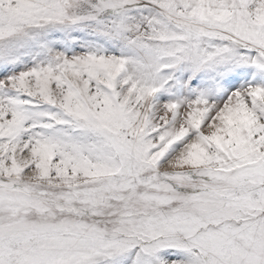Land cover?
<instances>
[{"label":"snow or ice","instance_id":"1","mask_svg":"<svg viewBox=\"0 0 264 264\" xmlns=\"http://www.w3.org/2000/svg\"><path fill=\"white\" fill-rule=\"evenodd\" d=\"M0 264H264V0H0Z\"/></svg>","mask_w":264,"mask_h":264}]
</instances>
